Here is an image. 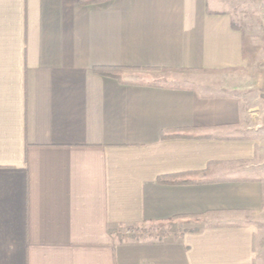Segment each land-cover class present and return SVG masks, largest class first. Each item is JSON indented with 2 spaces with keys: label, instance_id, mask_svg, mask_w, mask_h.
<instances>
[{
  "label": "crops",
  "instance_id": "obj_1",
  "mask_svg": "<svg viewBox=\"0 0 264 264\" xmlns=\"http://www.w3.org/2000/svg\"><path fill=\"white\" fill-rule=\"evenodd\" d=\"M239 1L0 0V264H256L264 66ZM238 72L255 105L196 88ZM179 174L205 182L157 181ZM180 216L202 231L113 233Z\"/></svg>",
  "mask_w": 264,
  "mask_h": 264
},
{
  "label": "trees",
  "instance_id": "obj_2",
  "mask_svg": "<svg viewBox=\"0 0 264 264\" xmlns=\"http://www.w3.org/2000/svg\"><path fill=\"white\" fill-rule=\"evenodd\" d=\"M106 0H79L82 5H89L95 3H101ZM253 2L261 0H252ZM264 1V0H262ZM127 68L123 67H96L94 72L100 73L106 77H111L118 80L121 83H130L123 80V73ZM194 136L187 132V130H170L164 131L160 134L161 140L169 139H180V138H193ZM190 174H179L171 176H162L157 179L158 183L166 185H183V184H198L204 183V180H198L190 178ZM194 219H200L201 215L192 216ZM186 218L183 216L173 217L164 222H144L139 225L132 227L120 226L113 231L114 235L120 237L123 242L130 241H142L151 240L153 242H161L163 239L169 236H173L178 239L182 237L185 233H198L201 232V228L187 229L184 228Z\"/></svg>",
  "mask_w": 264,
  "mask_h": 264
},
{
  "label": "rangeland",
  "instance_id": "obj_3",
  "mask_svg": "<svg viewBox=\"0 0 264 264\" xmlns=\"http://www.w3.org/2000/svg\"><path fill=\"white\" fill-rule=\"evenodd\" d=\"M235 11L238 12L236 18L239 17L240 19L237 20V23L242 27L246 40L251 34L250 37L252 51H255L258 57V61L260 62L258 67L264 66V1L261 0L253 3L251 0H241L239 1V6L236 8ZM242 17H245L244 19H248L246 21H243L244 19ZM248 28L251 31H249ZM256 71L257 72L254 71L255 74H258V69ZM200 81L201 82H198V84H196V88L201 91L215 90L217 93H232L238 96L239 98L245 97L246 99H249L251 105L252 103L254 105L257 103L255 99H257L258 92H256L255 90L253 91V87L246 86L244 92L240 90L231 91V89H229L230 84H242L244 78L243 73L241 72L236 73L234 79H231V77L229 78V76L226 75H218L206 76L203 77ZM254 113L257 114L256 109ZM262 168L263 169L259 174H261L264 179V167ZM256 244H258V241H256ZM256 264H264V250L259 246L257 250Z\"/></svg>",
  "mask_w": 264,
  "mask_h": 264
}]
</instances>
